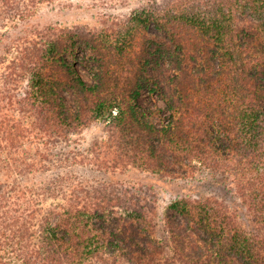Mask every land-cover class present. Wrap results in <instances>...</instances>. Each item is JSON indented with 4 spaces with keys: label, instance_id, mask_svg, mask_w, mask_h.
Returning <instances> with one entry per match:
<instances>
[{
    "label": "trees",
    "instance_id": "trees-1",
    "mask_svg": "<svg viewBox=\"0 0 264 264\" xmlns=\"http://www.w3.org/2000/svg\"><path fill=\"white\" fill-rule=\"evenodd\" d=\"M46 1L0 0V264H264V0Z\"/></svg>",
    "mask_w": 264,
    "mask_h": 264
},
{
    "label": "rangeland",
    "instance_id": "rangeland-1",
    "mask_svg": "<svg viewBox=\"0 0 264 264\" xmlns=\"http://www.w3.org/2000/svg\"><path fill=\"white\" fill-rule=\"evenodd\" d=\"M94 2L95 0H49L42 2L37 8L34 21L40 24L57 22L64 26H71L79 23L97 26V21L100 17L99 13H125L133 6V4L117 6L111 2L107 4ZM141 102L145 106H151L152 103L148 96L142 97ZM103 128V124L95 123L86 128H82L75 137L82 138L83 144H86L94 137H101L103 135ZM128 173L131 177L137 179L149 180L151 176L148 173L136 170H131ZM188 186L187 182L181 179L158 183L156 186L158 212L162 213L165 211L168 203L176 196L182 194V192H185Z\"/></svg>",
    "mask_w": 264,
    "mask_h": 264
}]
</instances>
